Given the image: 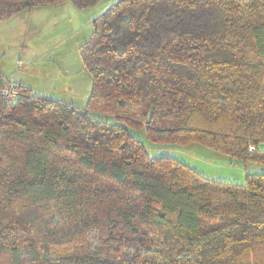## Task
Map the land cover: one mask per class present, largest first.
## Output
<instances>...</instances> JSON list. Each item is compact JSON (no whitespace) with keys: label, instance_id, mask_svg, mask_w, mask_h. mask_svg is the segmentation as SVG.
<instances>
[{"label":"trees","instance_id":"16d2710c","mask_svg":"<svg viewBox=\"0 0 264 264\" xmlns=\"http://www.w3.org/2000/svg\"><path fill=\"white\" fill-rule=\"evenodd\" d=\"M67 1L100 0H0V21ZM81 51L85 108L0 92V264H264V0H116ZM132 129L263 167L210 179Z\"/></svg>","mask_w":264,"mask_h":264},{"label":"rangeland","instance_id":"374dc122","mask_svg":"<svg viewBox=\"0 0 264 264\" xmlns=\"http://www.w3.org/2000/svg\"><path fill=\"white\" fill-rule=\"evenodd\" d=\"M115 1L100 0L85 8L67 1L55 6L34 7L1 20L2 73L36 93L85 108L93 79L86 67L81 46L91 36L93 19ZM132 131L146 143L150 155L175 156L210 179L244 182L247 170L259 171L263 167L249 164L245 168L241 160L197 141L187 145L156 144L147 138L145 129ZM261 146L264 147V144ZM99 182L105 188H119L105 178H100ZM49 216L55 226L62 221V215L54 205Z\"/></svg>","mask_w":264,"mask_h":264},{"label":"built area","instance_id":"2783aa9c","mask_svg":"<svg viewBox=\"0 0 264 264\" xmlns=\"http://www.w3.org/2000/svg\"><path fill=\"white\" fill-rule=\"evenodd\" d=\"M20 91V85L14 80H10L4 87L0 89L1 94L8 102L15 98L20 93ZM255 147V144H250L249 149L253 150Z\"/></svg>","mask_w":264,"mask_h":264}]
</instances>
